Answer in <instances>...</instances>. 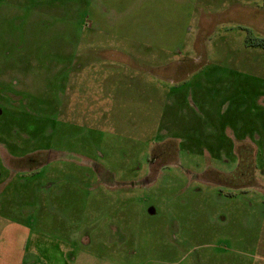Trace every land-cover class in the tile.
Returning a JSON list of instances; mask_svg holds the SVG:
<instances>
[{"label": "rangeland", "instance_id": "374dc122", "mask_svg": "<svg viewBox=\"0 0 264 264\" xmlns=\"http://www.w3.org/2000/svg\"><path fill=\"white\" fill-rule=\"evenodd\" d=\"M0 264H264V0H0Z\"/></svg>", "mask_w": 264, "mask_h": 264}, {"label": "flooded vegetation", "instance_id": "af4514ba", "mask_svg": "<svg viewBox=\"0 0 264 264\" xmlns=\"http://www.w3.org/2000/svg\"><path fill=\"white\" fill-rule=\"evenodd\" d=\"M46 153L49 154V149L46 150ZM35 156L36 155L32 154V155H29L27 157L22 158L20 164L10 165L11 170L14 173H19V172L33 173V172H35L36 169L41 167V165H46L50 161V159L48 157L46 159H43V160H41V159L35 160L34 159ZM39 162H40V164H39ZM149 180H151V178H149Z\"/></svg>", "mask_w": 264, "mask_h": 264}]
</instances>
